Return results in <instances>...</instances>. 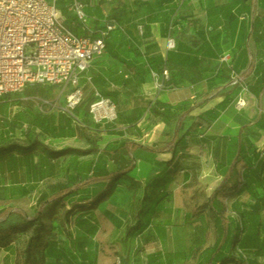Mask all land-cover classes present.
Segmentation results:
<instances>
[{"label":"crops","instance_id":"1","mask_svg":"<svg viewBox=\"0 0 264 264\" xmlns=\"http://www.w3.org/2000/svg\"><path fill=\"white\" fill-rule=\"evenodd\" d=\"M80 1L94 32L115 25L105 52L87 72L91 81L82 83L90 103L93 89L112 100L117 120L95 124L89 108L79 106L78 126L59 109L40 108L37 99L49 101L41 94L25 89L11 99L1 97L0 146L41 143L0 158L4 221L41 215L45 233L36 256L43 264H115L124 258L126 240L138 249L160 243L142 264H176V254L186 252L191 224L182 210L193 202L197 179L203 189L209 184L208 201L227 181L228 190L218 197L230 224L223 247L234 246L239 228L242 238L248 236L256 219L262 225L260 249L264 0ZM71 24L80 32L76 20ZM169 38L174 50L167 48ZM227 54L229 62H222ZM232 71L248 87L241 111L235 108L241 87L231 83ZM157 81L166 88L157 91ZM116 158L124 163L116 164ZM161 210L169 212L157 214ZM203 210L211 217L209 206ZM138 222L143 232L126 239V227ZM32 235L30 228L6 238L0 264L23 259ZM103 243H114L113 253L106 255ZM249 256L264 264V253Z\"/></svg>","mask_w":264,"mask_h":264},{"label":"built area","instance_id":"2","mask_svg":"<svg viewBox=\"0 0 264 264\" xmlns=\"http://www.w3.org/2000/svg\"><path fill=\"white\" fill-rule=\"evenodd\" d=\"M61 0H0V98L5 95L16 96L28 86H62L66 105L60 111L70 113L73 122L83 126L73 114L84 101L85 86L91 78L87 72L96 57L106 50L107 37L115 29L114 23H107L103 30L94 32L90 18L85 11L86 5L80 0H71L69 10L74 14L80 32L68 28L57 3ZM101 0H98L99 3ZM245 19V17H241ZM88 33V34H87ZM98 34L95 36V34ZM175 41L168 39V50H174ZM230 55L221 57L229 62ZM168 77V71H164ZM231 83L239 85L241 92L235 108L241 111L246 107L248 87L240 73L232 71ZM166 87L160 81L155 89ZM94 100L89 104V115L95 124H111L117 120V110L111 99L93 89ZM43 106L54 109L56 104L37 99ZM234 256L249 261V255L237 248ZM120 259L118 258V263Z\"/></svg>","mask_w":264,"mask_h":264},{"label":"rangeland","instance_id":"3","mask_svg":"<svg viewBox=\"0 0 264 264\" xmlns=\"http://www.w3.org/2000/svg\"><path fill=\"white\" fill-rule=\"evenodd\" d=\"M70 4V0H61L57 3L58 8L62 11V15L64 18V23L68 28L72 27L71 21L76 20L74 18V14L68 10ZM77 22V20H76ZM88 34V33H87ZM26 94H41L44 98L48 99L52 104H56L57 108L55 110H60L61 108L65 107V95L62 94L63 87H49V86H28L26 88ZM5 99H11V95L3 96ZM90 104V97L85 98L83 103L80 105V108H85V111L89 108ZM42 106H40L41 108ZM44 111L47 109H54L49 107L48 105L43 106L42 108ZM76 112L73 111V114ZM70 119L73 118L72 114L67 113ZM201 181L197 179V185H199L198 189L194 190V194L192 196V203L186 209H183L182 212H187L188 216L186 220L190 221V227H187V249L186 252L176 254L175 261L176 264H222L224 258L232 256V254L236 251V247L230 246L223 247L221 253L218 254L216 258H212L213 251L212 245L214 243V229L216 222L213 220L209 215L204 214V210L207 206L208 193L206 187H209V184H204L205 189L201 186ZM2 194L0 193V197ZM201 205L198 207V205ZM195 206V207H194ZM5 207L4 201L0 200V208ZM194 207V208H193ZM2 209V208H1ZM2 211V218L3 222L0 223V229L5 230L8 229L11 225H17L20 223L19 217L12 220L5 222V217L8 214V209L4 208ZM169 211H157V214L164 216ZM174 212V211H173ZM226 215V211L224 213ZM181 226V225H180ZM175 228H178L175 226ZM142 243V242H141ZM105 247V254L113 253L115 250V244L111 243H103ZM139 249L137 247H131L128 241L126 240L125 243V250H124V258L120 259V264H142L143 259L146 257V253L148 251H157L160 249V243L158 241H149L148 243L139 244ZM145 260V259H144ZM118 263V258L115 259V264Z\"/></svg>","mask_w":264,"mask_h":264},{"label":"trees","instance_id":"4","mask_svg":"<svg viewBox=\"0 0 264 264\" xmlns=\"http://www.w3.org/2000/svg\"><path fill=\"white\" fill-rule=\"evenodd\" d=\"M41 145L38 141H33L28 146H21L16 143H7L5 145L0 146V158H3L6 154L13 152V151H30L33 148ZM87 152H94L93 149H90ZM121 152L120 150H115L114 153L118 154ZM120 157H118L119 159ZM114 162L116 164L124 163V161L120 163V161L114 159ZM134 163L132 162V165ZM134 167V165H133ZM120 170H118L119 172ZM228 190V184L227 181H224L219 189L215 191V193L210 197L207 206H209V212L210 216L213 220H215V230H214V239L215 243L212 246L213 256L211 259L216 258L218 254L220 253L226 239L227 235L230 229V224L228 222V219L224 217L225 209L222 205V203L219 202L218 197L225 193ZM105 198V196L100 197V199ZM256 214V213H255ZM40 216L38 215L36 218H28L25 217L24 221L17 224V225H11L8 227V229L1 230L0 229V246H4L6 244V238L10 237L12 234H17L20 232H24L29 230L30 228H33V235L28 241L27 247L24 251V257L23 259L18 258L17 264H43L41 259L37 258V251L41 248V241L42 236L45 233V226L42 222H40ZM254 220V224H251L249 229V235L245 238H242L243 231H241V228H239L240 234L236 236V241L233 243V245L236 248H240L244 250L248 255L251 253H255L257 256H259L261 253H264V246H261L260 249H258V241L257 237L260 236V229L262 225L255 224L256 219ZM252 220V221H253ZM144 230V226L138 222L134 226H127L126 227V239L135 236L136 234L142 233ZM250 257V256H249ZM222 264H259L258 262L251 261H245L243 259L236 258L234 255L226 257L223 259Z\"/></svg>","mask_w":264,"mask_h":264}]
</instances>
